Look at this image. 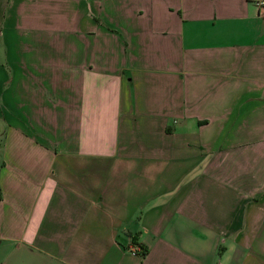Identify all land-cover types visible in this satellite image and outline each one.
<instances>
[{
    "label": "crops",
    "instance_id": "0c3cea01",
    "mask_svg": "<svg viewBox=\"0 0 264 264\" xmlns=\"http://www.w3.org/2000/svg\"><path fill=\"white\" fill-rule=\"evenodd\" d=\"M61 1L0 0V264H264L255 0Z\"/></svg>",
    "mask_w": 264,
    "mask_h": 264
},
{
    "label": "rangeland",
    "instance_id": "374dc122",
    "mask_svg": "<svg viewBox=\"0 0 264 264\" xmlns=\"http://www.w3.org/2000/svg\"><path fill=\"white\" fill-rule=\"evenodd\" d=\"M62 8H63V2L60 0V9H62ZM63 13H65V12H63ZM63 13H60V11H59V14H60L59 16H65ZM66 23H67L66 25L68 27L62 21L57 22L58 29L57 30L54 29L55 32L53 30V39L57 38V44L62 48H65V45L67 46V43L71 42V37H70L71 33H68L70 25H69V22H66ZM54 25H56V21L53 22V26Z\"/></svg>",
    "mask_w": 264,
    "mask_h": 264
},
{
    "label": "built area",
    "instance_id": "2783aa9c",
    "mask_svg": "<svg viewBox=\"0 0 264 264\" xmlns=\"http://www.w3.org/2000/svg\"><path fill=\"white\" fill-rule=\"evenodd\" d=\"M254 3L260 12H264V0H255Z\"/></svg>",
    "mask_w": 264,
    "mask_h": 264
},
{
    "label": "trees",
    "instance_id": "16d2710c",
    "mask_svg": "<svg viewBox=\"0 0 264 264\" xmlns=\"http://www.w3.org/2000/svg\"><path fill=\"white\" fill-rule=\"evenodd\" d=\"M137 248L139 250V255L140 256H144L145 253H146V249L143 246H141V245H137Z\"/></svg>",
    "mask_w": 264,
    "mask_h": 264
}]
</instances>
